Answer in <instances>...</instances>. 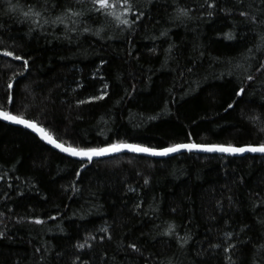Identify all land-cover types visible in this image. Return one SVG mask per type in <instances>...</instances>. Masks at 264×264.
Masks as SVG:
<instances>
[{
    "label": "trees",
    "instance_id": "16d2710c",
    "mask_svg": "<svg viewBox=\"0 0 264 264\" xmlns=\"http://www.w3.org/2000/svg\"><path fill=\"white\" fill-rule=\"evenodd\" d=\"M11 2L27 10L44 0ZM213 2L132 0L129 27L91 12L90 0H48L53 19L67 6L85 13L66 32L36 27L0 0V53L28 60L25 69L0 55V104L13 83V113L74 146L264 142V3ZM177 8L191 18L176 19ZM170 224L174 234L164 235ZM0 233V264H264V156L89 163L0 121ZM228 244L236 247L226 253Z\"/></svg>",
    "mask_w": 264,
    "mask_h": 264
},
{
    "label": "snow or ice",
    "instance_id": "6c2138e0",
    "mask_svg": "<svg viewBox=\"0 0 264 264\" xmlns=\"http://www.w3.org/2000/svg\"><path fill=\"white\" fill-rule=\"evenodd\" d=\"M8 2V11L9 12H15L18 13L20 16L24 18V21H30L34 26L36 27H43L44 25H62L66 32H72L76 30V25L78 24V18L85 15L83 11H78L73 9L71 6L64 7L62 12L55 16V18H51V13L48 5V0H44L43 4L37 8L35 5H29L27 6V10H25L22 6L19 4H13L11 0H7ZM85 0H76L77 4H83ZM91 3V12L100 13L105 16H111L113 17L119 24L125 25V26H131L132 23L135 21H129L127 18L128 14L132 12V9L134 7V4L132 3V0H123V3H121V0H90ZM205 3L207 4L208 8H214L215 3H208V0H205ZM262 3H264V0H262ZM60 4H53V8L59 7ZM120 8L122 9L119 13H117L116 9ZM45 13H48L46 16ZM176 19H180L181 17H189V10L186 8H177L176 10ZM143 13H140V16H142ZM211 15V13H209ZM240 15L245 17L246 20H251L252 23L257 22V18L255 16H249L247 12L241 11ZM140 16H137V19L140 18ZM22 21V22H24ZM85 32L90 31L88 28H84ZM99 35V33H96ZM228 38L231 39L232 35L229 33ZM0 55L4 57H11L13 60H23V67L27 69L28 67V60L24 59L20 55L14 54L12 51L5 50ZM239 67V65H238ZM259 69H264V62H262L259 65ZM247 81H252L254 77L252 75H247L245 77ZM106 87V86H105ZM8 95L6 97V101L4 104H0V120L10 122L12 124L22 125L23 127L30 129L33 133L39 136V138L43 141H45L47 144L51 145L53 148L58 149L61 153H66L68 156L71 157H77L80 160H86L87 162L91 163L94 158H103L112 156L115 154H119L123 151H128L132 153H143L147 154L149 156L154 157H166L173 153H179L181 150L186 151H203V152H209V153H226L230 155H236V154H244V153H260L264 155V142H260L257 145H245V146H234L232 144H228L227 146L223 144H197L194 142L190 143H176L171 144L166 147L161 148H153L148 147L142 144H136V143H127L125 141H117V142H110L106 143L101 146H89L87 144L80 146V145H72L67 144L64 141L58 140L57 138L53 137V134L49 132L45 127L38 124L37 122L33 120H29L25 118L23 114H14L11 110V105L14 103L13 100V83L9 82L7 84ZM245 93V88L240 87L238 91L234 93L235 96L241 97ZM107 95V93H103L100 96H94L91 98V100H80L78 101L79 104H85L90 103L94 100H102ZM235 102L229 103L227 105V109H232L234 107ZM227 109H225L227 111ZM261 131H264V127L260 129ZM79 173H77L78 175ZM145 184L148 183L147 180L144 181ZM51 219H55V217H50ZM36 224H42L44 221L40 219H36L34 221ZM102 231H107V229H102ZM175 232V225L170 224L167 228V230L164 232V235H173ZM3 236V233H0V237ZM232 233L226 232L225 238L231 239ZM110 238V237H109ZM89 239H94V237H89ZM179 239L183 244H186L188 240L190 239L189 236L179 237ZM87 245V241H85L84 244L77 245L78 248H84ZM90 247V245H88ZM130 248H132L134 251H139V248L135 244H130ZM211 247L218 248L220 247L219 244L212 245ZM236 247L235 244H228L223 250L224 252H230ZM262 248H264V245H261ZM39 251V249H37ZM79 259V257H77ZM229 264H235V262L232 260L231 256L227 257ZM86 264V262H85Z\"/></svg>",
    "mask_w": 264,
    "mask_h": 264
},
{
    "label": "water",
    "instance_id": "95a60500",
    "mask_svg": "<svg viewBox=\"0 0 264 264\" xmlns=\"http://www.w3.org/2000/svg\"><path fill=\"white\" fill-rule=\"evenodd\" d=\"M0 121L3 122L4 124H7V125H10V126H13V127H18V128L24 129L26 131H29L32 134H34L39 140H41L38 135L33 133L30 129H27V128L23 127L22 125L12 124L10 122H6V121H3V120H0ZM41 141L44 144H46L47 146H49L50 148H52L54 151H56L58 153H61L58 149L53 148L51 145L47 144L45 141H43V140H41ZM185 153L204 154V155H224V156H228V157H244V156H247V155H250V156H264V155H262L260 153H244V154L230 155V154H226V153H209V152L196 151V150H193V151L189 152V151H186V150H181V152H179V153H173V154H170L169 156H166V157H154V156H149V155L143 154V153H132V152H128V151H123V152H121L119 154H115V155L108 156V157L94 158L93 161L103 160V159H107V158L114 157V156H117V155H122V154H135V155L144 156V157H147V158H153V159H157V160H162V159L175 157V156H178V155H181V154H185ZM61 154H63L64 156H67V157H69L71 159L77 160V161L87 162L86 160H80L77 157L68 156L66 153H61Z\"/></svg>",
    "mask_w": 264,
    "mask_h": 264
}]
</instances>
